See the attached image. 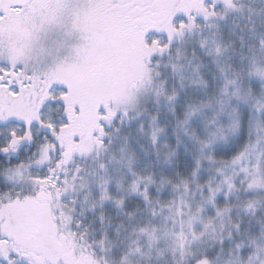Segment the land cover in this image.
I'll return each instance as SVG.
<instances>
[{
    "label": "snow or ice",
    "instance_id": "6c2138e0",
    "mask_svg": "<svg viewBox=\"0 0 264 264\" xmlns=\"http://www.w3.org/2000/svg\"><path fill=\"white\" fill-rule=\"evenodd\" d=\"M0 264H264V0H0Z\"/></svg>",
    "mask_w": 264,
    "mask_h": 264
}]
</instances>
